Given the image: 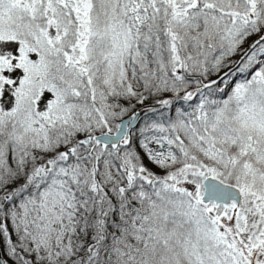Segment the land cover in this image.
<instances>
[{"label":"snow or ice","instance_id":"obj_1","mask_svg":"<svg viewBox=\"0 0 264 264\" xmlns=\"http://www.w3.org/2000/svg\"><path fill=\"white\" fill-rule=\"evenodd\" d=\"M0 264H264V0H0Z\"/></svg>","mask_w":264,"mask_h":264}]
</instances>
